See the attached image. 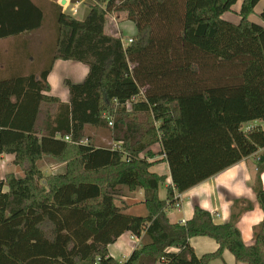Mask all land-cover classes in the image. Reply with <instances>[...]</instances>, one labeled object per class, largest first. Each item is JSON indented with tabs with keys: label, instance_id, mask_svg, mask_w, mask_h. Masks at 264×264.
<instances>
[{
	"label": "trees",
	"instance_id": "trees-1",
	"mask_svg": "<svg viewBox=\"0 0 264 264\" xmlns=\"http://www.w3.org/2000/svg\"><path fill=\"white\" fill-rule=\"evenodd\" d=\"M98 1L96 13L123 12L136 25L127 47L59 5L47 65L0 79V154H13L23 170L0 177V264H208L225 249L241 264H264V218L251 245L235 220L216 224L200 207L185 224L171 222L159 197L165 176L147 159L161 143L174 204L175 191L264 149L262 124L244 127L264 121V9L263 23L250 18L261 0H242L238 22L223 15L239 0ZM43 21L32 0H0V38ZM57 59L89 68L84 81L65 80L69 102L50 94ZM93 128L120 148L98 144ZM45 157L63 170L45 175ZM258 165L260 172L264 150ZM139 187L145 216L116 202ZM257 194L264 211V189ZM129 231L141 244L121 263L108 247ZM199 235L215 239L218 250L199 257L190 244Z\"/></svg>",
	"mask_w": 264,
	"mask_h": 264
},
{
	"label": "crops",
	"instance_id": "crops-1",
	"mask_svg": "<svg viewBox=\"0 0 264 264\" xmlns=\"http://www.w3.org/2000/svg\"><path fill=\"white\" fill-rule=\"evenodd\" d=\"M32 1L41 7L40 0ZM47 1L52 4L55 12L59 8L58 5L66 12L65 9L73 3L74 6L72 8L76 11L72 14L85 20L87 26L94 29H98L101 26L100 29H103L106 33L124 38L119 25L120 21L127 19L123 12H108L104 18L100 19L99 27H96L94 21L97 19V13L95 11L98 8L97 3L88 4L87 0H65L64 3H62V0ZM259 3H262V5L260 10L257 11ZM259 3L255 8V14L258 15L264 9V0H261ZM92 5L94 6L93 9L91 7ZM239 11H235L236 14L230 15L227 19L238 22L240 20ZM113 13H117V17L122 15L124 18L118 21L117 18L115 19ZM250 18L255 21L252 18V14ZM255 22L263 23L259 19ZM41 27L17 36L0 38V79L10 78L18 73L27 75L31 72H39L47 65L49 62L50 47L52 48L55 45L56 39H53V41L52 39H47V32H44ZM136 34L131 35L130 38H134ZM88 71V66L81 62L75 60H55L53 69L48 77L51 85L50 94L60 97L65 102H69L70 94L65 80L70 79L75 83L82 82ZM258 123L262 124V121L248 122L244 124V127L246 128L249 125H256ZM103 139L105 140V145L119 144V142L113 141L110 136H106ZM150 149L154 153L152 156H147L148 161L152 162L150 171L165 176V181L159 185V197L167 202L166 212L171 222L185 224V222L192 218L195 208L200 207L211 213L216 224H225L231 220H235L241 231L243 241L247 245L254 243L255 229L264 218V211L257 197L258 190L264 189V169L259 172L258 165L259 157L264 150L263 148H260L255 153L244 157L235 164L184 192L175 191V198L177 196V200L174 204L168 202L167 188L173 185V181L165 153H162V145L161 143H155ZM144 154L145 152L142 156ZM13 160V154H0L2 167L4 163L7 166H17ZM53 166L55 171L58 167L60 168L57 171H62L64 163L60 164V166ZM0 173L2 172L0 171ZM3 176L1 175L0 177L2 178ZM144 199V190L139 187L135 191H126L116 202L118 205L121 204L124 207V212L126 213L145 216L148 214V210ZM140 243L141 237L134 235L130 231L125 232L115 243L109 245V253L122 263L128 259ZM190 244L199 257L207 253L215 252L219 248V243L215 239L205 235L191 237ZM172 250L177 249L172 248ZM208 264L241 263L236 260L235 255L230 250L225 249L221 257L212 259Z\"/></svg>",
	"mask_w": 264,
	"mask_h": 264
},
{
	"label": "rangeland",
	"instance_id": "rangeland-1",
	"mask_svg": "<svg viewBox=\"0 0 264 264\" xmlns=\"http://www.w3.org/2000/svg\"><path fill=\"white\" fill-rule=\"evenodd\" d=\"M36 1H39V0H36ZM87 2H88V4L97 3L100 8L103 6V4L100 3L98 0H87ZM39 3H41L40 5H41V7H42V9L44 11V21H43V25H42L41 29L44 30V32H47V39H49V40L52 39V41H53V39L54 40L56 39V27H57L55 9L52 6V4L49 1H47V0H40ZM241 3H242V0H239L233 6L232 10L231 11H227L224 14L223 17L225 19H227L230 15L236 14L235 11L237 12V11L240 10ZM261 5H262V3H259V5L257 6V11L260 10ZM73 6H74V4L71 3V5H69V7H67L65 9L66 13L72 14L73 12H75L76 10H73V8H72ZM106 14H103L98 9V11H97V19L94 21L95 22L94 24H95L96 27H99L98 24H100V19L103 16H105ZM113 15L115 16V19L116 18L118 19V21H119V19H123L124 18V16H122V15L117 17V13H113ZM118 15H119V13H118ZM252 18L255 21H257L259 19L260 22H262V20H261V18L259 17L258 14L253 13L252 14ZM119 25H120V28L122 30V35H123V37L125 39L130 38L131 35H135L136 32H137L136 25L129 19H125V20L120 21ZM114 30L116 31L115 28H114ZM53 34H54V37H53ZM60 84H62V83H60ZM91 131H92V134L94 135V137H96V140H97L98 144L102 143V144L105 145V140L103 138H105L106 136H109V133L107 132V130H105V129H94L93 128V129H91ZM6 162L8 163V161H6ZM60 164H62V163L56 162L52 158H48V157H45L44 159H42L39 162L40 168L42 169V171L44 172L45 175L57 172V170L60 167H58V169L55 171V169H53V167H54L53 165H57V166L59 165L60 166ZM0 171L2 172V173H0L1 175H5L6 172H10V171H13L14 173H16L18 175H22L23 174V170H22V168L20 166H13V165L12 166H7L6 163H4V166L2 167V162L1 161H0ZM120 206H121V204H120Z\"/></svg>",
	"mask_w": 264,
	"mask_h": 264
},
{
	"label": "built area",
	"instance_id": "built-area-1",
	"mask_svg": "<svg viewBox=\"0 0 264 264\" xmlns=\"http://www.w3.org/2000/svg\"><path fill=\"white\" fill-rule=\"evenodd\" d=\"M122 39V44H123V46L124 47H127L130 43H132L133 42V38H127V39H124V38H121ZM144 90L142 89V92H143ZM135 99V98H134ZM127 106L128 107H130L131 106V104L130 103H128L127 104ZM110 124H112V122L110 121ZM254 125H249L248 127H246V129H249V128H251V127H253ZM262 126L264 127V121H262ZM66 139H69V137L67 136L66 137ZM113 146L115 147V148H120V145L119 144H113ZM175 199H177V196H176V198ZM177 205H179L178 203H177ZM186 223V222H185Z\"/></svg>",
	"mask_w": 264,
	"mask_h": 264
},
{
	"label": "water",
	"instance_id": "water-1",
	"mask_svg": "<svg viewBox=\"0 0 264 264\" xmlns=\"http://www.w3.org/2000/svg\"><path fill=\"white\" fill-rule=\"evenodd\" d=\"M65 2V0H62V3H64Z\"/></svg>",
	"mask_w": 264,
	"mask_h": 264
}]
</instances>
